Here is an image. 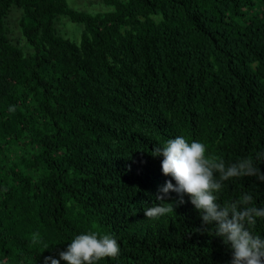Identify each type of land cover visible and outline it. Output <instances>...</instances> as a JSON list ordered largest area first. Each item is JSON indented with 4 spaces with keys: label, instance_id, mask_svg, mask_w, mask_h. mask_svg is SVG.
<instances>
[{
    "label": "trees",
    "instance_id": "1",
    "mask_svg": "<svg viewBox=\"0 0 264 264\" xmlns=\"http://www.w3.org/2000/svg\"><path fill=\"white\" fill-rule=\"evenodd\" d=\"M89 1L0 0V264L58 258L88 231L120 245L99 264H227L187 196L145 217L177 199L157 201L171 178L151 151L176 135L226 162L264 149V0ZM63 16L79 43L58 32ZM254 181L225 182L221 202L264 205Z\"/></svg>",
    "mask_w": 264,
    "mask_h": 264
},
{
    "label": "clouds",
    "instance_id": "2",
    "mask_svg": "<svg viewBox=\"0 0 264 264\" xmlns=\"http://www.w3.org/2000/svg\"><path fill=\"white\" fill-rule=\"evenodd\" d=\"M208 151L204 142L189 141L182 135L154 145L151 155L162 158L161 172L171 178L155 197L157 201H169L170 193H175L177 199L171 201L173 208L156 204L146 208L144 215L148 219H159L177 204L184 203L187 196L200 217L198 231L220 238L230 251L227 264H264V235L253 231L259 221H264V205L257 206L250 192L225 202L220 198L227 181L255 178L264 183V171L259 167L264 164V149L232 162L206 155ZM37 242L34 237L33 243ZM52 245L45 246L44 250L54 252ZM120 251L117 239L111 234L88 231L72 238L58 251V258L50 254L44 256L40 264H99L105 258L117 260Z\"/></svg>",
    "mask_w": 264,
    "mask_h": 264
},
{
    "label": "rangeland",
    "instance_id": "3",
    "mask_svg": "<svg viewBox=\"0 0 264 264\" xmlns=\"http://www.w3.org/2000/svg\"><path fill=\"white\" fill-rule=\"evenodd\" d=\"M66 2L69 5H72L74 7H77V8L83 9V10H87L90 12L94 11L93 5H95V4H91V2L89 0H66ZM102 5H104V4L102 3ZM101 7L104 8V11L109 10V7L106 5L101 6ZM95 9H99V7L98 8L95 7ZM17 17H18V13L16 12L14 19L11 17L9 20L10 26L13 28L15 34H17L16 25H15V18H17ZM56 26L58 28V32L61 35H63L64 37L70 38L72 41H75L76 43H79L80 38H81L80 35H81V31H82L80 24H78L76 22H72L68 18L63 16V17H60L58 19ZM20 39L22 40V42ZM13 42H15V41L13 40ZM17 46L22 48L25 53L32 51L31 46H29L27 44V42H26V40L22 34H21L20 38L18 39Z\"/></svg>",
    "mask_w": 264,
    "mask_h": 264
}]
</instances>
